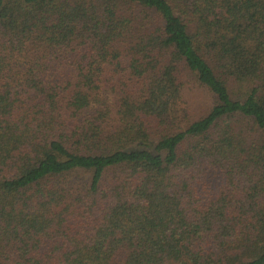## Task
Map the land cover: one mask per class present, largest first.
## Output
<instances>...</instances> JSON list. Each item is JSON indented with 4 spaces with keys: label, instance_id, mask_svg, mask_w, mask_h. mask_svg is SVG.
<instances>
[{
    "label": "trees",
    "instance_id": "1",
    "mask_svg": "<svg viewBox=\"0 0 264 264\" xmlns=\"http://www.w3.org/2000/svg\"><path fill=\"white\" fill-rule=\"evenodd\" d=\"M0 264H264V0H0Z\"/></svg>",
    "mask_w": 264,
    "mask_h": 264
},
{
    "label": "rangeland",
    "instance_id": "2",
    "mask_svg": "<svg viewBox=\"0 0 264 264\" xmlns=\"http://www.w3.org/2000/svg\"><path fill=\"white\" fill-rule=\"evenodd\" d=\"M196 104H197V106H199V107H200V105H199L198 103H196ZM203 108H204V106H203V107H201L200 109H203ZM200 109H199V110H200ZM79 178H80V177H79Z\"/></svg>",
    "mask_w": 264,
    "mask_h": 264
}]
</instances>
